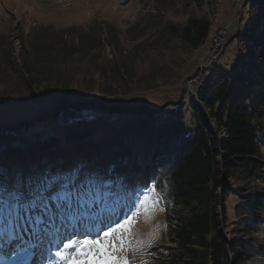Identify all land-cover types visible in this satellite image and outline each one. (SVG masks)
<instances>
[{
  "label": "rangeland",
  "instance_id": "374dc122",
  "mask_svg": "<svg viewBox=\"0 0 264 264\" xmlns=\"http://www.w3.org/2000/svg\"><path fill=\"white\" fill-rule=\"evenodd\" d=\"M184 3L183 0H166L165 4L160 0H0V119L28 110L34 116L40 115L43 120H36L21 134V145L29 147L35 139L61 137L67 129H79L83 123L96 127V138L105 136L112 127L132 129L134 126L133 116L109 114L100 109H81L56 120L53 114L57 106L67 100L86 107L123 109L129 105L149 111L163 107L157 121L173 117L181 104L187 131L191 132L194 119L189 107L192 95L186 88L187 77H193L205 66L208 48L220 32L223 52L216 59L218 72L232 71L250 2L206 0L208 4L200 9L193 5L184 8ZM159 14H163L162 19ZM188 15L204 18L210 24L207 40L195 50L183 47L168 30L163 36L159 34L171 23L180 28ZM30 60L37 63L36 74L40 72L47 81L39 80L38 92L28 81L23 66ZM125 71L128 74L123 79L121 73ZM45 87L48 91L44 94ZM196 91L199 89H194L195 96ZM30 93L38 100L32 101ZM130 144V154L126 149L117 155L105 154L100 166H85L77 154L67 153L64 164L51 170L41 166L36 155L33 158L23 155V164L15 171L10 170L7 179L0 176L4 184H11L15 174L27 177L25 166L34 161L36 168L32 175L48 172L70 181L72 170L83 165L76 180L78 185L86 179L106 185L92 183L83 187L80 206L71 216L57 215L56 201L50 204L54 217L51 223L48 215L40 213L46 228L40 239L26 231L21 241L29 253H35L31 264H59L51 253L65 238L79 239L85 233L94 235L99 228L128 212L142 186L156 187V176L149 174L143 164L147 153L141 138L132 135ZM263 187L264 184L259 185L260 189ZM156 190L160 193L159 208L163 210H157L154 219L141 217L135 223L134 251L128 254L133 264L141 261L153 264L158 259L156 251L175 247L174 212L165 195L159 188ZM231 207L232 199H229V212ZM221 226L223 229V223ZM153 235L157 238L153 239ZM29 244L38 246L33 249Z\"/></svg>",
  "mask_w": 264,
  "mask_h": 264
},
{
  "label": "trees",
  "instance_id": "16d2710c",
  "mask_svg": "<svg viewBox=\"0 0 264 264\" xmlns=\"http://www.w3.org/2000/svg\"><path fill=\"white\" fill-rule=\"evenodd\" d=\"M183 1L184 8L208 4L206 0ZM249 2L232 71L214 74L197 93L196 103L189 104L194 119L191 132L181 104L173 117L157 121L163 107L158 111L129 105L123 109L86 107L67 100L57 106L56 120L81 109H100L133 116L134 126L112 127L96 138V127L83 123L61 137L35 139L24 147L21 134L42 117L30 110L4 115L0 119V176L8 177L10 170L23 164V155H36L41 166L49 169L61 166L67 153L77 154L87 166H100L105 154H120L123 149L130 154L134 135L145 147L146 170L156 176V187L174 212L175 247L156 251L158 259L153 264H264V187L259 188L264 184V0ZM209 28L206 19L188 15L180 28L171 23L159 34L168 30L183 47L195 50L207 40ZM36 65L31 60L23 63L28 81L38 92V82L47 81L40 72L36 74ZM121 74L127 78V71ZM29 96L38 100L33 93ZM33 162L25 166L27 176L36 168Z\"/></svg>",
  "mask_w": 264,
  "mask_h": 264
},
{
  "label": "snow or ice",
  "instance_id": "6c2138e0",
  "mask_svg": "<svg viewBox=\"0 0 264 264\" xmlns=\"http://www.w3.org/2000/svg\"><path fill=\"white\" fill-rule=\"evenodd\" d=\"M84 166L72 170L73 179L61 180L58 174L43 172L24 177L17 175L11 184L0 182V259L5 255L13 264H27L34 252L21 256L27 249L21 247L24 233L37 240L46 230L45 221L40 213L48 215L49 223L54 219L50 213V204L56 201V214L71 216L80 206L81 190L87 184L96 183L106 186L100 181L86 179L78 185ZM87 175V174H85ZM160 193L155 185L142 186L137 200L132 203L128 212L118 219H113L94 235L85 233L79 239L65 238L61 246L51 255L59 264H133L128 254L133 252V228L141 218L154 219L159 208ZM159 226L156 232L158 234ZM153 239L157 236L153 235ZM38 245H30L35 248ZM140 264H146L141 261Z\"/></svg>",
  "mask_w": 264,
  "mask_h": 264
},
{
  "label": "built area",
  "instance_id": "2783aa9c",
  "mask_svg": "<svg viewBox=\"0 0 264 264\" xmlns=\"http://www.w3.org/2000/svg\"><path fill=\"white\" fill-rule=\"evenodd\" d=\"M221 33V32H220ZM220 33L214 39L212 45L208 48L207 53V63L205 64V67H209L211 63H215L217 59V54L222 52V47H218V40H220ZM207 75L202 74V67L201 69H198V72L193 75V77H189V81L187 83L186 88L190 93H192V88H200V84L202 79Z\"/></svg>",
  "mask_w": 264,
  "mask_h": 264
},
{
  "label": "bare ground",
  "instance_id": "6f19581e",
  "mask_svg": "<svg viewBox=\"0 0 264 264\" xmlns=\"http://www.w3.org/2000/svg\"><path fill=\"white\" fill-rule=\"evenodd\" d=\"M222 36H223V33H222ZM223 38V37H222ZM214 41V40H213ZM213 41L211 42V45H212V43H213ZM220 41L221 40H218V47H222V43H220ZM221 53V52H220ZM219 53L217 54V58L219 57ZM206 58V57H205ZM201 69V68H200ZM216 69H217V67H216V64L215 63H211L210 65H209V67H203L202 66V74H204V75H207V76H205L204 77V79H202V81H201V84H200V88H198L199 90H201L204 86H205V84L211 79V77L214 75V73L216 72ZM196 74V73H195ZM192 76V75H191ZM191 76H189V77H191ZM189 77H187V79L189 78ZM187 79H186V81H187ZM186 81H185V86H186ZM188 81H189V79H188ZM188 81H187V83H188ZM194 89H197V88H192V91L194 90ZM60 229V228H59ZM57 232V231H56ZM58 233H60V231L58 232ZM57 236V235H56ZM24 238H25V236H24ZM24 243V242H23ZM24 245L26 246V244L24 243ZM30 246V245H29ZM22 248H24V249H26V247H24V246H21ZM36 248V247H35ZM35 248H33V249H35ZM29 254V252H28V250L26 251V252H21L20 253V255L21 256H27ZM10 256V255H9ZM9 256H7V257H5V258H3V259H0V264H13V261L9 258ZM35 261V257H32L31 256V258L28 260V262H27V264H31L32 262H34Z\"/></svg>",
  "mask_w": 264,
  "mask_h": 264
}]
</instances>
